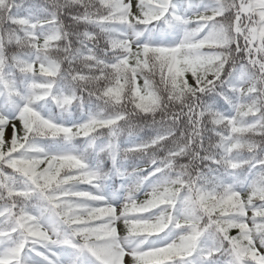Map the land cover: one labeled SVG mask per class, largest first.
I'll use <instances>...</instances> for the list:
<instances>
[{"label": "snow or ice", "instance_id": "6c2138e0", "mask_svg": "<svg viewBox=\"0 0 264 264\" xmlns=\"http://www.w3.org/2000/svg\"><path fill=\"white\" fill-rule=\"evenodd\" d=\"M250 5L259 7L246 12ZM103 9L92 20L115 30L113 42L89 27L88 47L78 53L75 42L63 33L48 31L55 16L46 0H0V60L6 64L0 74V264H125L126 256L129 264H264V144L256 149L255 159L243 164L240 181L228 159L229 152L240 150L232 135L264 136L229 124L240 96L234 86L245 67L264 78V31L257 23L264 0H230L223 11L217 0L195 4L186 0V6L178 0H103ZM225 11L233 25L229 41L214 38L209 31ZM79 20L81 25L89 23L84 15ZM189 27L199 34L186 31ZM20 40L29 43L22 46ZM42 46L61 55L58 68L37 61ZM82 57L101 65L90 70L95 76L113 75L111 83H102V92L114 93L122 85L130 91L134 84L142 96L161 87L190 92L198 103L210 93L223 100L229 110L213 106L224 119L216 121L215 151L204 171L192 176L182 167L170 174L178 154L166 138L154 135L129 146L141 155L147 153L146 163L119 174L113 170L111 176L130 182L106 195L111 176L103 173L100 160L85 146L73 142L87 140L85 125L93 127L90 137L112 127L106 121L126 119L127 111L94 115L88 109L80 121L52 111L53 105L58 107L56 93L69 89L74 77L89 74L77 64ZM121 73L126 79H119ZM189 73L193 83L187 79ZM29 86L37 89L34 96ZM261 88L264 84L258 83L247 96H260ZM64 98L72 108L80 103L67 91ZM262 114L264 108L250 114L249 122ZM41 138L62 146L46 149L38 142ZM206 143L207 137L202 138V147ZM146 182L150 190L139 201ZM121 191L123 202L117 205L113 200ZM193 208L202 219L191 215ZM121 221L123 235L117 227ZM143 221H155L158 230L144 247H130L141 238L134 224ZM233 229L238 230L236 235L231 234ZM209 232L216 239L193 250L191 242ZM174 248L180 251L172 254Z\"/></svg>", "mask_w": 264, "mask_h": 264}, {"label": "clouds", "instance_id": "9594fccd", "mask_svg": "<svg viewBox=\"0 0 264 264\" xmlns=\"http://www.w3.org/2000/svg\"><path fill=\"white\" fill-rule=\"evenodd\" d=\"M217 2L220 4L221 11L227 9L230 4V0H217ZM46 3L54 9L53 15L55 16V22L48 25V31L57 36L63 33L67 40L75 42L78 53L81 47H88L89 27L97 28V35L113 42L115 30L106 28L92 20L94 15L104 11L103 0H46ZM257 7L259 6L250 5L245 11L251 13ZM81 15L87 17L88 24L81 25L79 20ZM257 23L261 25V31H264V12H260V21ZM232 27L231 17L225 11L209 31L214 38L229 41L233 38ZM186 31L194 36L199 34L193 27L187 28ZM252 31L255 32V28ZM9 39L13 38L9 37ZM19 42L22 46L29 43L27 40H20ZM89 52H92V49H89ZM36 59L41 65L47 64L58 68L63 58L58 52L42 46ZM77 64L83 70L89 71V74L74 77L69 89L62 88L56 93L54 99L58 105V114L65 119L72 115L73 108L69 101L64 98L66 91L72 97L80 100L77 108L81 111L87 105L94 115H113L124 111L128 113L126 119L117 118L106 121L111 123L112 127L95 132L90 137L89 133L93 131L92 125H85L84 127V136L88 138L84 141L83 146L86 147L88 154L98 158L101 163L105 160L111 161V168L108 170L102 168L105 175L110 177L113 170L119 174L122 169H125V164L133 158H147V153L141 155L130 150V147L125 146L122 142V138L139 137L146 128L152 129L154 134L159 135L161 139L166 138L169 148L178 154V159L174 161L175 166L170 170V174L171 172H179L182 167L185 174L192 176L199 175L204 171L207 167V158L215 151L216 121L217 119H224L220 111L213 108L214 102L201 99L198 103L196 97L190 92L161 87L149 90L147 95L142 96L134 84L129 86L130 91H126L122 85L121 89L114 93L111 89L108 92H102V83H111L114 79L113 75L109 73L106 76L97 77L92 74L90 70L100 68L101 65L99 63L91 65L88 57L78 58ZM5 67V62L0 60V74L4 72ZM119 79H126L125 74L121 73ZM238 79L240 83L234 87L240 91V96L235 104V115L232 120H229V124L238 123L242 126V130L251 133L264 132V114L254 123L249 122L250 114L254 116L255 113L260 112L261 108H264V88H261L260 96H247V93L255 89L258 83L264 84V78L257 77L255 70H249L245 67L243 74ZM117 82H119L118 79ZM145 83L147 84L148 81L145 80ZM36 91L37 89L29 86L30 96H34ZM52 130L53 132L57 131L55 128ZM62 131L68 132L70 130L63 129ZM204 137H207V143L202 147L201 140ZM231 139L240 145L239 151L228 154L230 166L235 169V178L240 181L244 175L243 164L255 159L256 149L264 144V136L232 135ZM232 161L236 163H231ZM185 199L187 201L189 198L186 197ZM191 215L195 216L197 220L202 219L195 208H193ZM134 228L141 238L129 246L144 247L149 242L151 235L158 230V225L155 221H143L136 222ZM207 239L214 241L216 239L215 233L209 232ZM191 243L193 250L197 246L203 248L208 245L205 239ZM179 251V248L171 250L172 254H177Z\"/></svg>", "mask_w": 264, "mask_h": 264}, {"label": "trees", "instance_id": "16d2710c", "mask_svg": "<svg viewBox=\"0 0 264 264\" xmlns=\"http://www.w3.org/2000/svg\"><path fill=\"white\" fill-rule=\"evenodd\" d=\"M135 2V0H134ZM178 2L182 5V6H186V0H178ZM193 3H199V0H193ZM155 27V25H153ZM193 27L195 26V24L192 25ZM40 80L43 81L42 78L38 77ZM187 79L189 80L190 83H193V80L191 78V75L190 73L187 74ZM139 83L141 85H143V79H139ZM205 99H208L209 101L211 102H214L216 107L222 111H228L229 110V106L223 101L221 100L219 97H216L215 94H210L208 97H205ZM58 108H56L57 110ZM88 110V106L86 105L85 108H84V112H82L79 108L77 107H73V112H72V115L70 118H68L70 121H80V120H83L86 118L85 116V113L86 111ZM17 128L19 129L20 128V125H19V122H17ZM154 132L152 129H149V128H146L141 134L139 137H133L131 139H124L122 138V142L125 144V146H131L132 143H134L135 141L137 140H147L149 137L151 136H154ZM39 144L41 146H43L44 148L46 149H50V150H56L58 147L62 146L60 144H58L56 141H54L52 138H41L39 141ZM67 143V142H65ZM74 145L79 147V146H83V143H84V140L83 138H77L74 142ZM160 155H164L163 152L160 153ZM93 162L95 163V160H93ZM146 163V158L145 159H140L139 157H136V158H133L132 160L128 161L126 164H125V169H128V170H131L132 168H135L137 166H142ZM101 167L104 169V170H108L109 168L112 167L111 165V161L109 160H105L101 163ZM9 171H11L9 169ZM121 178L120 176L118 175H113L110 177V179L108 180V184L110 186H106L110 189V192L114 193L118 186H119V181L118 179ZM154 179V178H153ZM146 186H148L150 188V184L148 182L145 183ZM80 188L84 189V190H88V186L87 185H80L79 186ZM146 199V196L143 195L141 200H144ZM251 214V213H250ZM118 230L120 231V233L123 235L124 234V226H123V222H119L118 223ZM237 231L236 229H233L231 230V234L232 235H236L237 234ZM183 234V233H181ZM161 236H163L164 234L161 233L160 234ZM205 239L206 243L207 244H210L211 243V240L210 239H207V235L205 236Z\"/></svg>", "mask_w": 264, "mask_h": 264}, {"label": "rangeland", "instance_id": "374dc122", "mask_svg": "<svg viewBox=\"0 0 264 264\" xmlns=\"http://www.w3.org/2000/svg\"><path fill=\"white\" fill-rule=\"evenodd\" d=\"M166 38L169 39V40L172 39V37H166ZM38 82H42V81L40 80ZM52 111L55 112V113H58L59 112V109L56 110V107L53 105L52 106ZM10 135H11V128L9 127L8 129H6V132H5L6 139H10ZM119 179H121L120 185L123 184V183H129L130 182V181L124 179V178H119ZM106 186H108V185H106ZM149 190H150V188L145 185L144 188L142 189L141 193L138 194L137 199L140 201L141 196L143 195V193L146 192V191H149ZM105 193H106V195H110L111 196V194H109V190L107 188L105 189ZM123 196H124V193L121 191L119 198L114 199L113 200V203H115L117 205H119L120 203H122L123 202ZM57 251H59V250H57ZM130 259H131L130 257H127L126 256L125 257V264H129Z\"/></svg>", "mask_w": 264, "mask_h": 264}]
</instances>
